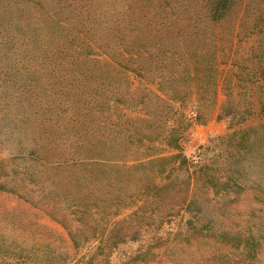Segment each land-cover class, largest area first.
I'll return each mask as SVG.
<instances>
[{
  "label": "trees",
  "instance_id": "trees-1",
  "mask_svg": "<svg viewBox=\"0 0 264 264\" xmlns=\"http://www.w3.org/2000/svg\"><path fill=\"white\" fill-rule=\"evenodd\" d=\"M20 2L19 12L8 9ZM68 7L77 21L66 40L59 33L65 21L56 13ZM0 8V145H9V157L42 161L45 169L28 168V175L38 183L36 175L46 174L44 202H64L71 214L81 206L132 205L120 222L129 217L134 222L153 198L173 190L172 197H179L161 221L187 212L189 230L220 250L219 264H257L264 246V121L211 138L197 154L204 159L207 150L214 153L194 161L180 148L191 119L174 103L185 101L179 92L188 81L195 119L202 120L207 107L231 121L250 113L243 106L246 92L264 87V0H0ZM241 38L242 50L237 48ZM84 63L90 64L83 68ZM124 69L143 82L117 92L110 104L114 88H103L104 78ZM87 82L95 87L84 89ZM222 84L230 92L216 110ZM158 143L171 152L163 154ZM125 151L136 159L118 171L144 174L143 186L109 204L104 197L92 202L69 195L74 187L90 194L107 185V171L113 172L108 166ZM51 168L57 176H51ZM227 193L235 196L231 201L248 193L252 204L248 218L233 227L219 225L208 210ZM224 207L219 214H225ZM154 210L144 215H159ZM59 221L73 237L67 218Z\"/></svg>",
  "mask_w": 264,
  "mask_h": 264
},
{
  "label": "rangeland",
  "instance_id": "rangeland-1",
  "mask_svg": "<svg viewBox=\"0 0 264 264\" xmlns=\"http://www.w3.org/2000/svg\"><path fill=\"white\" fill-rule=\"evenodd\" d=\"M198 3L200 4L201 1ZM49 5L53 9L55 3L49 2ZM10 8H15L11 10L19 12V8H23L22 2L17 6H9L8 9ZM57 10L56 15L65 21L66 25L64 29L59 30V33L62 38L68 40L71 37L69 29H73L71 26L77 21V17L70 7ZM12 31L17 30L12 28ZM55 43L57 42L50 44V47H54ZM243 46L244 42L241 38L237 48L242 50ZM89 64L84 63L82 67ZM223 68H226V64ZM60 78L58 77L59 80ZM184 79L185 77L181 76L179 83L182 84ZM76 82L83 83L82 80H76ZM141 82H143L142 77L131 70L124 69L121 73L113 71L111 78H104L103 88L107 86L114 88V94L108 99L112 104V98L118 94L117 92H124L129 87L138 86ZM82 86L85 87L84 89L89 87L92 90L95 84L88 85L87 82ZM188 86L189 82L186 81L179 92L180 98L183 96L185 101H176L174 106L191 119L190 125L185 128L180 139L181 152L190 160H208L214 150H207L204 159L199 157L197 151L200 150L199 146L212 144L211 138L234 128L264 121V87H252L253 89L246 92L243 106L248 107L250 113L243 119L231 121L229 117L223 116L221 111L208 112V107L201 111L202 120L195 119V108L192 105V97H195V94ZM150 87L156 90L155 84H150ZM226 92L230 91L226 90L223 84L221 87L218 86L216 110L218 105L224 103ZM133 94L137 95L138 92ZM95 100L96 98L91 99V101ZM107 109L110 110L111 107L104 108V114L109 113ZM92 111L96 112L95 107ZM130 113L140 114L142 111L132 110ZM217 113L219 117H216ZM14 120L17 121V119ZM17 122L27 126L25 122ZM21 134L26 135L25 132ZM158 144L163 148V154L171 152L165 144ZM8 146L0 145V264L6 261L19 264H219L216 257L219 256L220 250H215L210 239L197 236L189 230L185 222L188 217L187 212L179 210V213L171 219L161 221L162 215L179 197H172L173 190L166 189L160 196V200L159 197L153 198L149 202L150 205L147 204L142 208L140 213L143 216H138L134 222L131 221V217L126 222H120L122 216L131 211L132 205L119 208L107 205L104 209L99 206H81L78 211L71 214L63 208L64 202L60 206H54L43 201L45 199L42 195L44 193L42 186L49 184L45 180L46 174L40 172L36 175L42 182L34 183L29 179L28 168L45 169L42 161L28 160L27 157H9ZM134 153L140 156L141 151L136 150ZM115 158L113 160L115 164L108 166L113 172L107 171L110 176L107 185L98 187L90 194L87 189L74 187L69 195L76 200L90 199L92 202H99L104 197L109 204L116 196L124 197L146 183L147 177L144 174H127L128 171H118L124 168L120 164L125 162L130 164L136 159L133 154L125 151ZM213 159L216 160V156ZM209 162H212L211 159ZM49 170L52 173L51 176H57L56 173H59L56 168ZM121 173L123 176H119L118 178L121 179L117 180V176ZM109 181L116 186H110ZM120 185H122L121 193H118ZM52 197L56 203L60 202L58 196ZM234 198L233 194L227 193L220 198V201L208 206V210L217 215L219 225L233 227L234 224L248 218L247 212L252 207L250 195L242 193L235 201H231ZM222 204L225 206L224 215L219 214ZM152 208H156L154 212L159 215H144ZM176 209L178 206H175L173 210ZM61 218H67L66 225L73 232V237L59 221ZM146 222L147 225H145ZM138 252L144 253L136 256ZM258 259L257 264H264V246Z\"/></svg>",
  "mask_w": 264,
  "mask_h": 264
}]
</instances>
